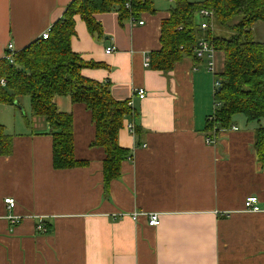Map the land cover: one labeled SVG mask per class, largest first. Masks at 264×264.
Instances as JSON below:
<instances>
[{
	"label": "crops",
	"instance_id": "crops-1",
	"mask_svg": "<svg viewBox=\"0 0 264 264\" xmlns=\"http://www.w3.org/2000/svg\"><path fill=\"white\" fill-rule=\"evenodd\" d=\"M73 1L0 0V59L10 45L15 53L40 39ZM165 1L171 10L174 2ZM153 6L155 13L135 22L121 23L115 11L96 15L103 32L97 37L75 17L73 52L87 65H103L83 76L107 84L119 102L132 100L136 113L119 131L130 155L107 194L106 153L93 146L96 128L85 105L54 101L73 115L75 158L87 163L69 170L53 168L49 124L24 110L23 99L0 105V124L13 137V153L0 157V264H264V212L245 211L251 196L264 210L258 127L237 116L231 128L205 132L215 108V77L205 62L186 57L168 73L145 67L161 49L162 22L170 17ZM109 47L114 53H106ZM18 110L26 111L22 118ZM6 198L15 201L13 210ZM135 212L143 214L136 221L115 219ZM146 214H159L161 224L149 226ZM10 215L20 222L12 224ZM40 219L50 232L37 231Z\"/></svg>",
	"mask_w": 264,
	"mask_h": 264
},
{
	"label": "trees",
	"instance_id": "trees-1",
	"mask_svg": "<svg viewBox=\"0 0 264 264\" xmlns=\"http://www.w3.org/2000/svg\"><path fill=\"white\" fill-rule=\"evenodd\" d=\"M170 17L162 22L161 49L151 53V68L168 73L186 57H194V47L205 38L220 59L218 77L221 87L214 97L221 106L215 119L207 120L206 133L229 129L237 116L256 124L254 148L264 166V42L254 40V26L264 23V0H172ZM207 10L213 13L211 28L203 31L197 18ZM117 12L121 23L136 20L143 13H155L150 0H75L66 9L62 21L51 29L49 39H38L13 54V63L0 59V105L12 106L29 98L34 116L43 118L53 140L52 162L55 170L83 167L75 158L73 115L60 112L55 98L68 97L73 104H83L91 112L96 128L93 146L105 150L103 177L105 194L122 174V164L130 152L119 145L118 135L126 118L136 115L129 101L115 100L109 88L87 79L82 71L101 64H85L74 53L75 17L79 16L93 37L102 36L98 14ZM212 27L224 31L216 35ZM4 82V84L2 83ZM135 127V133L140 135ZM208 134V135H209ZM13 153V137L0 124V157ZM50 232V225L44 224Z\"/></svg>",
	"mask_w": 264,
	"mask_h": 264
},
{
	"label": "built area",
	"instance_id": "built-area-1",
	"mask_svg": "<svg viewBox=\"0 0 264 264\" xmlns=\"http://www.w3.org/2000/svg\"><path fill=\"white\" fill-rule=\"evenodd\" d=\"M199 18L202 19V21L199 23L201 30L203 31H207L208 29L211 28V21L213 19V13L207 10H203L199 13ZM133 22H135V20H132ZM144 22H139V25H143ZM51 34V29L47 30L45 33H43L40 37L41 40L46 41L49 39V36ZM115 47H109L106 49V53L107 54H112L115 51ZM13 54H14V50H13V46L10 45L8 47V53L6 55V58L9 62L13 63ZM194 57L196 59H198L199 61L205 62L207 65V69L208 71L214 75L215 77V81H214V93L216 95L217 90L221 87V80L218 77V68H217V54L215 49L213 48V46L210 44L209 41H207L205 38H201L198 40L196 46L194 47ZM150 66V58L148 57L145 60V67H149ZM4 84V82H2ZM136 96H138V98L140 99H145L146 98V91L144 89H139L137 91H135ZM129 107L133 106V101L130 100L128 103ZM215 108H214V113L209 117L210 120H214L215 119V112L216 109H218L221 104L220 103H216L215 102ZM128 129L131 133H135V126L133 124H130L128 126ZM208 144L214 143L212 140L208 139L207 140ZM5 204L8 206L9 210H13L15 207V201L11 198H6L5 199ZM245 211L249 212V213H261L264 212V210L261 208L260 206V201L257 197L251 196L248 197L245 200ZM143 215L142 213H132L130 215H125V214H120L116 218H127L130 217L133 221L138 220L139 216ZM146 217L148 219V224L151 227H158L161 224V217L159 214H146ZM9 221L12 224H17L20 222L21 218L20 217H15V216H8ZM37 231L41 232V233H45L46 232V228L44 226V222L42 221V219H40V222L37 226Z\"/></svg>",
	"mask_w": 264,
	"mask_h": 264
},
{
	"label": "rangeland",
	"instance_id": "rangeland-1",
	"mask_svg": "<svg viewBox=\"0 0 264 264\" xmlns=\"http://www.w3.org/2000/svg\"><path fill=\"white\" fill-rule=\"evenodd\" d=\"M150 1H152L155 4V6H157V8H160L162 10H170V7L173 5L172 3L170 4V3L166 2L165 0H150ZM203 1L204 0H189V2H192V3H198V2H203ZM197 21L201 22L202 19L198 17ZM212 29L214 30L213 32L216 35H224L225 34L224 31L220 30L217 27L216 28L212 27ZM253 33H254V40L255 41L264 42V23H262V22L257 23L254 26ZM22 107H23L24 110L26 109V111L28 110V108H31L29 98H27V97L23 98ZM25 112L23 114H25ZM18 113H19L18 115H20V117L22 118L23 114H22L21 110H18ZM11 120H13V118H10V121ZM11 130L12 129L9 126L8 133H10Z\"/></svg>",
	"mask_w": 264,
	"mask_h": 264
}]
</instances>
